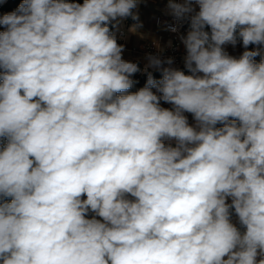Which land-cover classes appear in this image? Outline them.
Listing matches in <instances>:
<instances>
[{
	"label": "clouds",
	"instance_id": "obj_1",
	"mask_svg": "<svg viewBox=\"0 0 264 264\" xmlns=\"http://www.w3.org/2000/svg\"><path fill=\"white\" fill-rule=\"evenodd\" d=\"M142 2L0 15V264H264V0H167L186 71L125 58Z\"/></svg>",
	"mask_w": 264,
	"mask_h": 264
},
{
	"label": "built area",
	"instance_id": "obj_2",
	"mask_svg": "<svg viewBox=\"0 0 264 264\" xmlns=\"http://www.w3.org/2000/svg\"><path fill=\"white\" fill-rule=\"evenodd\" d=\"M164 21H168L169 23L172 22L171 17L166 16L163 13L156 14L154 18L155 27L152 31L153 35L147 41L134 46L133 49L142 54H156L159 51L163 56H173L175 57L174 67L181 68L183 67L182 57L185 54L183 45L180 43L177 33L163 30ZM187 30L188 25L184 24V26L180 29V34H186ZM125 33L126 31L124 29H120L117 33L118 41H122L121 44H123ZM169 40L172 41L173 47H168Z\"/></svg>",
	"mask_w": 264,
	"mask_h": 264
},
{
	"label": "crops",
	"instance_id": "obj_3",
	"mask_svg": "<svg viewBox=\"0 0 264 264\" xmlns=\"http://www.w3.org/2000/svg\"><path fill=\"white\" fill-rule=\"evenodd\" d=\"M149 4H146V3ZM166 3L167 0H143V2L139 5V16H140V22H142L143 27L139 28L138 30L136 29H131L132 25H134L136 22L131 21L130 23L124 21L120 28L124 29L126 31V37L125 41H123V44L126 46V52L124 53V56L126 59H133L136 58L137 60H140L141 64H144V54L139 53L135 49H133L134 46H137L139 43H143L147 41L153 34L152 31L154 29V18L155 15L158 13H163L166 8ZM150 8L149 10L146 9V6ZM131 29V30H130ZM163 107H170V105L165 104L161 102ZM188 115L189 121L191 114H186Z\"/></svg>",
	"mask_w": 264,
	"mask_h": 264
},
{
	"label": "rangeland",
	"instance_id": "obj_4",
	"mask_svg": "<svg viewBox=\"0 0 264 264\" xmlns=\"http://www.w3.org/2000/svg\"><path fill=\"white\" fill-rule=\"evenodd\" d=\"M151 1H153V0H151ZM80 2H82V0H80ZM19 3H21V0H0V15L15 10L16 7L19 5ZM146 4H149V3L147 2ZM146 9H148V10L150 9L148 7V5L146 6ZM131 21L132 20L130 18L127 20V22H129V23ZM120 29H122V28H120ZM0 30H2V29H0ZM126 34L127 33H125V36H124L123 41H125ZM118 42L119 43H122V41L121 42L118 41ZM138 45H140V43ZM254 47L255 46H250L249 47V50H252ZM226 48H227V51L229 52V54L234 55V56H237V57L244 51V49L242 47V43H238L235 48H233L231 45L226 46ZM136 58H133V59L131 58L130 60H134L135 61V60H137ZM256 60H257V62H259L260 57H256ZM141 67H143V64H141ZM179 69L186 71L184 69V65H183V67H181ZM153 74H154V76H156L157 78H159V73L154 72ZM133 79L137 80L138 83H136L133 86V88L130 89V91H132V92L137 91L140 88L139 85H142V87L144 86V84L146 82V75H143V74H139L138 73V74H136V76L133 77ZM190 120L192 121V117L191 116H190Z\"/></svg>",
	"mask_w": 264,
	"mask_h": 264
},
{
	"label": "trees",
	"instance_id": "obj_5",
	"mask_svg": "<svg viewBox=\"0 0 264 264\" xmlns=\"http://www.w3.org/2000/svg\"><path fill=\"white\" fill-rule=\"evenodd\" d=\"M140 86V88L142 87V85H139Z\"/></svg>",
	"mask_w": 264,
	"mask_h": 264
}]
</instances>
